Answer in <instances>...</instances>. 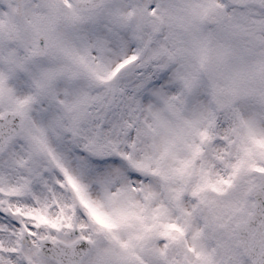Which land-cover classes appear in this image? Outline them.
<instances>
[{
	"label": "snow or ice",
	"instance_id": "6c2138e0",
	"mask_svg": "<svg viewBox=\"0 0 264 264\" xmlns=\"http://www.w3.org/2000/svg\"><path fill=\"white\" fill-rule=\"evenodd\" d=\"M0 264H264V0H0Z\"/></svg>",
	"mask_w": 264,
	"mask_h": 264
}]
</instances>
